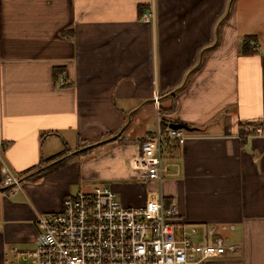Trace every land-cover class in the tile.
Here are the masks:
<instances>
[{"label":"crops","instance_id":"obj_1","mask_svg":"<svg viewBox=\"0 0 264 264\" xmlns=\"http://www.w3.org/2000/svg\"><path fill=\"white\" fill-rule=\"evenodd\" d=\"M158 124L194 129L164 147L166 204L239 246L207 264H264V0H0V264L84 181L142 207L159 186L130 164Z\"/></svg>","mask_w":264,"mask_h":264},{"label":"built area","instance_id":"obj_2","mask_svg":"<svg viewBox=\"0 0 264 264\" xmlns=\"http://www.w3.org/2000/svg\"><path fill=\"white\" fill-rule=\"evenodd\" d=\"M249 129L260 133L259 128ZM191 138L185 129L158 124L137 147L130 164L141 181L159 186L142 207L124 206L108 185L68 195L62 210L36 220L35 247L13 248L5 264H207L236 252L239 246L227 245L217 227L207 229V242H199L196 228L178 222L176 204L166 206L164 147H181ZM5 174V186L19 184V179Z\"/></svg>","mask_w":264,"mask_h":264},{"label":"trees","instance_id":"obj_3","mask_svg":"<svg viewBox=\"0 0 264 264\" xmlns=\"http://www.w3.org/2000/svg\"><path fill=\"white\" fill-rule=\"evenodd\" d=\"M254 41L255 39L253 37H248L244 40V50H246V52H249L251 51L252 47H253V44H254ZM89 146V144L85 143V142H81L79 143V146H78V149L81 150V152L73 155V156H70L71 153H73L74 151L68 149V150H65L62 154L54 157V158H51V159H48L47 161L46 160H43L40 164V166H38L37 168H35L34 170L30 171V172H26V173H23L20 175L19 177V181H24L25 177H27V175H29V173H33V171H38L37 175H35L32 180H39L41 179L44 175H46L47 173L49 172H52L54 171L55 169H59L61 167H63L67 162L68 160L71 158V157H74V156H79V155H87L89 154L92 149H87L85 150V148H87ZM61 158H63V160H61L60 162L54 164V165H49L51 162H54L56 160H60ZM32 177V176H31ZM29 178V177H27ZM5 186V185H4ZM5 187H11V186H5ZM167 206V204H166Z\"/></svg>","mask_w":264,"mask_h":264},{"label":"rangeland","instance_id":"obj_4","mask_svg":"<svg viewBox=\"0 0 264 264\" xmlns=\"http://www.w3.org/2000/svg\"><path fill=\"white\" fill-rule=\"evenodd\" d=\"M82 150V149H81ZM72 151H80L78 148L74 149ZM102 182H100V180H94V181H84L82 182L80 185H77L74 190H73V194L77 193L78 191L82 190V191H90L91 189L95 188L96 186L99 185H107V184H100ZM1 193H0V198H1Z\"/></svg>","mask_w":264,"mask_h":264},{"label":"water","instance_id":"obj_5","mask_svg":"<svg viewBox=\"0 0 264 264\" xmlns=\"http://www.w3.org/2000/svg\"><path fill=\"white\" fill-rule=\"evenodd\" d=\"M170 127L173 128V129H185L189 133L190 132H194V129L189 128L188 126L183 125V124H171ZM102 143H104V142H102ZM102 143H100V144H102ZM90 148H91V146L85 148V150L90 149ZM79 152H81V150L80 151H75V152L71 153L70 156H73V155H75V154H77ZM55 163H57V161Z\"/></svg>","mask_w":264,"mask_h":264}]
</instances>
